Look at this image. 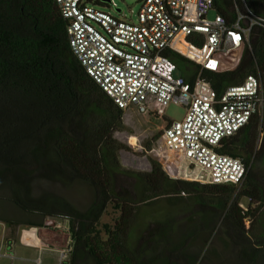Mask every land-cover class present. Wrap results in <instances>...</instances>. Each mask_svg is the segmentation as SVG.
<instances>
[{
    "label": "trees",
    "instance_id": "16d2710c",
    "mask_svg": "<svg viewBox=\"0 0 264 264\" xmlns=\"http://www.w3.org/2000/svg\"><path fill=\"white\" fill-rule=\"evenodd\" d=\"M245 2L264 13V0H215L214 10L233 20L236 5L244 7ZM67 25L55 0H0V179L16 173L12 177L15 180L21 162H10H19L27 151L38 167L35 173L42 172L66 185L76 180L93 185L96 197L84 209L62 197L53 199L57 206L46 198L30 199L27 186L24 190L22 182H12L19 207L37 211L45 205L66 207L73 214L78 237L74 259L66 264H121L129 259L140 264H180L175 261L179 259L176 253L182 255V248L194 233L188 229L176 237L181 219L198 215L194 223L197 231L213 232L233 188L173 179L157 163L149 174L122 171L118 151L130 147L115 137L122 126L121 109L73 54ZM167 54L184 75L196 68L195 62L175 51ZM251 73L260 76L264 88L261 26L253 30L250 47L237 70L206 71L204 76L223 94L228 86L242 83ZM261 113L224 139L219 149L242 159L248 168L245 194L252 198L249 209L235 206L226 220L241 232L245 219L255 215L250 228L254 246L249 249L248 244H239L241 259L247 264H264V170L258 166L264 162ZM16 140L25 142L27 148L17 151L19 157L13 158ZM136 177L141 179V186L131 189L123 184L124 179ZM181 193L194 197L182 213L141 206L157 197ZM111 207L116 210L113 222H103ZM4 215V211L0 213V221L11 227L12 222ZM136 218L140 219L137 224ZM188 257L195 264L199 256Z\"/></svg>",
    "mask_w": 264,
    "mask_h": 264
},
{
    "label": "built area",
    "instance_id": "2783aa9c",
    "mask_svg": "<svg viewBox=\"0 0 264 264\" xmlns=\"http://www.w3.org/2000/svg\"><path fill=\"white\" fill-rule=\"evenodd\" d=\"M55 1L68 22L73 54L121 109L117 135L127 136L129 127L142 133L134 146L137 153L131 148L118 151L120 169L149 174L157 163L173 179L228 185L233 188L230 207L248 210L252 201L245 194L248 168L242 159L219 149L224 139L261 111L263 82L251 73L220 94L204 73L237 70L253 30L264 28V14L245 2L244 7L236 5L233 20L221 13L211 18L215 0H142L133 19L102 9L107 5L103 0ZM111 4L117 6L114 0ZM169 50L195 62L192 73L176 76L179 67ZM173 103L186 107L183 119L167 115ZM133 118L140 119L144 130L135 129ZM129 156L139 163L125 165ZM27 242L26 259L41 264L42 241ZM74 251L75 243L60 247V263L71 262ZM0 255L4 264H14L17 257L13 248Z\"/></svg>",
    "mask_w": 264,
    "mask_h": 264
},
{
    "label": "rangeland",
    "instance_id": "374dc122",
    "mask_svg": "<svg viewBox=\"0 0 264 264\" xmlns=\"http://www.w3.org/2000/svg\"><path fill=\"white\" fill-rule=\"evenodd\" d=\"M114 1L116 2L117 6H114L113 4L107 2L106 6L101 5L100 7L104 10L111 11L118 17H127L133 19H136L137 14L142 7V0ZM247 4L250 6L249 3ZM250 7L252 8V6ZM118 9H121L122 11L120 12ZM216 13L217 12L215 10H212L210 13V17L214 18ZM259 13L264 14L262 12ZM192 71L193 70H189L188 72L192 73ZM182 75L183 73L180 69L176 71V76ZM186 110L187 109L185 106L173 103L168 108L167 115L173 119L181 120L186 115ZM261 112V114L264 115V106H262ZM133 119L135 121V129L139 131L144 130L140 119ZM120 128L121 126L116 130L115 137L127 146H130L131 150L137 153L138 151L135 150V147L131 142L129 143L123 141V139H121V137L117 135V131ZM14 144L16 150H14V152L16 154H13V158L19 157L20 154H17V151L20 152L27 148L26 143L20 140H16ZM20 162L21 165L17 166L16 168L18 169V172L15 180L12 179V177L16 173L12 175L6 174L0 179V213L4 211L5 215L3 217L9 219L12 222L10 227V225L8 226L5 222L0 221V251L5 252L8 249L7 247H9V243H11L13 250L15 247V253L17 256L14 264H31L30 262L25 261L24 256L27 254V248L20 242V236L22 235L21 233L25 227L24 225H29V227H31L28 228V232H39L43 236L49 238L52 244L55 243L59 247H65L67 245H72L73 243H75L76 246L78 237V225L74 219L73 214L68 212L66 210V207L61 209L55 207V209L53 206L48 208L49 206L45 205V209L40 211L26 210L19 207L15 203V193L13 190L12 182L17 181L18 185L22 182L25 186L23 188L24 190H26L28 187L30 199L46 198L48 202L49 200L51 201L49 203H54L56 204V206L59 204L56 200L53 199L56 197H62L67 199L72 204H76L85 209L88 208V206L94 201L96 194L93 185L87 181L76 180L73 181V185H66L56 179L50 178L42 172L35 173V169L38 167L36 166L34 161H32L31 154L27 151L21 154L19 162L11 160L10 163L20 164ZM258 166L260 170H264V162H259ZM16 169L14 170V172L17 171ZM128 170L142 172L144 174V172L141 170L132 168ZM124 180L123 184H128L131 189L135 187L137 188L142 185V181L138 177L125 181ZM193 198V195L190 193L171 194L151 199L148 202L142 203L141 206L145 205L146 207L152 208H164L168 210L169 213H182L187 210V206L185 207V205L188 203H192ZM245 203L247 204L246 200ZM134 207L137 208L139 207V205H136ZM233 208H231V210ZM114 215H116V210L111 207L106 212V215L103 218V222L112 223L114 220ZM228 215L225 217L221 224L220 221L218 222V225L213 232L203 233L198 232V228H196L194 224L198 219V215L181 219L180 224H178L177 226L176 237L182 236L183 233L188 229L190 230V232L194 233H192V237L182 248V255H180V252L176 253L179 259L175 261H179L180 264H191L192 257L188 256H193L195 252L202 250L198 255V261L195 264H247L245 260L241 259L242 251L240 253V249L242 248H240L239 244H248L249 249L252 245L254 246V243H252L253 239L251 237L250 228L255 215H251V217H247L245 219L244 225H241V232H238V230H236L235 226H233L232 224H226ZM139 222L140 219L136 218V224ZM32 227L34 228L32 229ZM25 242L28 244L27 241ZM31 242L34 241L32 240ZM13 243L15 246H13ZM74 254L72 256V260L74 259ZM0 264H4V257H2L1 255ZM42 264H60L57 252L48 253V255H45ZM121 264L140 263L136 262V259H129Z\"/></svg>",
    "mask_w": 264,
    "mask_h": 264
},
{
    "label": "crops",
    "instance_id": "0c3cea01",
    "mask_svg": "<svg viewBox=\"0 0 264 264\" xmlns=\"http://www.w3.org/2000/svg\"><path fill=\"white\" fill-rule=\"evenodd\" d=\"M222 218V217H221ZM25 227H24V229H23V231H22V235L20 236V242L22 243V245H24V246H26V248H27V252H28V250H29V248H30V245H28L27 243H25V241H27L26 239H25V233H26V231L28 230V228H31V227H29V225H24ZM34 227H32V229H33ZM30 232V231H29ZM32 235H33V241H35V242H39V241H42V243H43V245H44V253H43V260H44V258H45V255H48V253H53V252H57V254H58V258H59V246L57 245V244H55V243H51L50 242V239L49 238H47L46 236H43L41 233H39V232H34V231H32V232H30ZM23 243H25V244H23ZM13 246H15L14 245V243H13ZM9 249H11L12 248V246H11V243H9V247H8ZM202 250H199V251H197V252H195L194 254H193V256H198L199 255V253L201 252ZM14 252H15V247H14ZM240 253H241V250H240ZM27 255V254H26ZM26 255L24 256V258H25V261L26 262H30L31 264H37L36 262H33V261H30V260H27L26 259ZM240 255V254H239ZM60 261V260H59ZM43 262V261H42ZM42 264V263H41ZM61 264V263H60Z\"/></svg>",
    "mask_w": 264,
    "mask_h": 264
},
{
    "label": "bare ground",
    "instance_id": "6f19581e",
    "mask_svg": "<svg viewBox=\"0 0 264 264\" xmlns=\"http://www.w3.org/2000/svg\"><path fill=\"white\" fill-rule=\"evenodd\" d=\"M127 134H128L127 136L125 134H122L121 135L122 136L121 138L123 140L126 139L125 140L126 142H129V143L131 142L134 146L137 147V144H139L138 142L142 138V133L141 132H137L133 128H130L129 127ZM129 158H130L129 163H127L128 158L127 157L124 158V162H125L124 164L125 165L136 166L139 163V161L136 160L134 158V156H129ZM25 239L27 241L31 242L33 240V235L30 232L26 231V233H25Z\"/></svg>",
    "mask_w": 264,
    "mask_h": 264
},
{
    "label": "water",
    "instance_id": "95a60500",
    "mask_svg": "<svg viewBox=\"0 0 264 264\" xmlns=\"http://www.w3.org/2000/svg\"><path fill=\"white\" fill-rule=\"evenodd\" d=\"M103 1L108 2V3H111V2H112V0H103ZM118 10H119L120 12L122 11L121 9H118ZM230 210H231V207H230V204H229L228 207H227V209L225 210V212H224V214H223L221 220H220V224H221L222 221L225 219V217L229 214ZM220 224H219V225H220Z\"/></svg>",
    "mask_w": 264,
    "mask_h": 264
}]
</instances>
